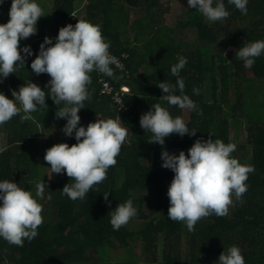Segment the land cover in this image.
<instances>
[{
	"label": "trees",
	"instance_id": "trees-1",
	"mask_svg": "<svg viewBox=\"0 0 264 264\" xmlns=\"http://www.w3.org/2000/svg\"><path fill=\"white\" fill-rule=\"evenodd\" d=\"M50 1L53 11L44 12L45 16L38 20L37 33L20 41L21 47L31 46L33 55L26 57L25 66H19L0 82V91L14 99L11 91H18L31 80L47 92L49 75H36L30 67L40 44L46 36L54 39L61 27L87 20L101 26L103 36L110 41L109 51L122 68L112 65L113 77L97 71L90 74L91 99L78 113L80 123L87 126L99 118L115 119L119 115L122 126L130 133L116 157V165L108 169L107 178L94 185L82 200L73 201L62 194L72 178L49 171L53 177L45 180L49 189L45 197L50 194L52 198L39 200L44 220L38 227V236L31 242L25 240L22 247L0 239V264H217L223 249L232 245L241 248L246 264H264V55L256 59L252 69L244 68L235 56L245 41L264 39V0H249L247 15L225 0L230 13L226 32L219 21L209 23L187 5L188 9L181 12L184 16L178 15L175 25L169 26L164 23L169 5L160 0ZM80 1L83 5L78 8L76 2ZM10 5L11 0L0 5V23L10 19ZM131 9L142 15L131 20ZM240 18H245L250 27H241ZM188 29H195L192 42L187 40ZM223 33L226 46L231 47L225 56L222 51L213 53V45ZM181 56L187 58L180 73L185 94L202 114L159 99L164 93L157 82L175 83L170 68ZM194 87L200 89L199 95L193 94ZM253 89L259 97L256 102L249 94ZM156 103L168 108L174 117L182 116L190 129L197 130L195 136L173 133L166 137L164 148L170 154L178 155L183 150L187 155L196 139L211 136L225 144L235 143L232 155L241 164L254 166L246 181L248 190L243 194V203L233 198L226 216L201 218L193 232L183 222L168 218L167 191L174 173L161 166L162 146L149 144L152 134L144 132L139 123L141 115ZM46 104L28 114L27 120L21 119L25 115L21 108L3 125L6 143L4 149L0 148V180L21 183L33 194L36 185L28 181L35 168L29 163L38 162L40 130L66 124L65 119L55 116L63 104L57 106L50 98H46ZM241 118L246 121V135L233 141L231 138L238 134L232 128ZM67 143L75 144L74 136L67 137ZM37 174L36 183L40 182L39 171ZM105 191H109L110 205L103 198ZM129 198L138 208V215L128 223L139 220L140 227L130 230L125 225L114 231L108 213ZM136 242L142 246V261L127 262L126 250Z\"/></svg>",
	"mask_w": 264,
	"mask_h": 264
},
{
	"label": "clouds",
	"instance_id": "clouds-1",
	"mask_svg": "<svg viewBox=\"0 0 264 264\" xmlns=\"http://www.w3.org/2000/svg\"><path fill=\"white\" fill-rule=\"evenodd\" d=\"M5 0H0V5ZM242 14L247 15L249 0H226ZM190 8L196 9L209 23L226 19L230 13L225 0H187ZM188 9V8H187ZM10 19L0 23V82L14 74L19 66H25L27 56L33 55L30 45L20 46V41L37 33L38 20L44 17V10L38 0H11L8 12ZM110 41L103 36L99 24L79 19L59 29L53 39L45 37L39 46L31 69L36 75L48 74L46 92L37 83L28 82L12 90L14 99H9L0 91V125H4L17 116L21 107L22 120L30 119V113L47 107L46 98L53 100L58 107L56 119H65L62 128L64 135L73 137L75 144L67 142L55 144L46 150L44 160L50 164L52 174L66 175L72 183L66 184L62 194L71 200H82L107 178L108 169L117 163L116 157L130 133L122 126L121 117L98 119L81 125L78 115L85 108V101L91 99L89 85L91 73L97 71L108 77L114 76L112 65L122 68L118 59L109 51ZM23 53V55H22ZM264 55V39L245 41L235 51V56L243 62L246 69H252L256 59ZM225 56V54H224ZM187 64L186 57H179L178 63L170 68L175 83L157 82L162 90L159 99L180 109L195 110L202 114L198 105L185 94V81L180 76ZM127 90L126 87H122ZM193 94L199 95L200 89L193 88ZM179 93V95L177 94ZM143 131L152 134L149 144L162 146V167L170 169L174 177L168 187V218L173 222H183L189 232L195 231V225L204 217L228 214L233 198L243 203V194L248 190V175L254 172V166L241 164L232 155L237 145L225 144L221 139L198 138L194 144L179 154H170L165 138L170 134L195 136L197 130L190 129L182 116H173L168 108L156 103L140 117ZM52 176V175H51ZM48 184L42 180L36 184V191L25 189L21 183L13 180H0V239L9 245L22 247L25 240L31 242L38 236V227L43 223V205L39 200H51L45 197ZM49 190V189H48ZM109 191L103 193L108 201ZM114 231L138 215V208L129 198L118 203L108 213ZM217 264H246L242 250L238 245L230 246L219 255Z\"/></svg>",
	"mask_w": 264,
	"mask_h": 264
},
{
	"label": "rangeland",
	"instance_id": "rangeland-1",
	"mask_svg": "<svg viewBox=\"0 0 264 264\" xmlns=\"http://www.w3.org/2000/svg\"><path fill=\"white\" fill-rule=\"evenodd\" d=\"M161 3H164L165 5H169V8L166 9L165 11L168 14L165 15V21L164 23L172 26L174 23H176L177 20V16L178 15H182L184 16V13H181L182 11H185L186 5L187 4V0H168L169 2H166L167 0H160ZM38 2L41 4L44 12H52L53 8H52V3L50 0H38ZM185 2V3H184ZM83 2H76L77 7H81L83 4ZM184 3V4H183ZM189 7V6H188ZM190 8V7H189ZM165 9V8H164ZM81 12L77 13L78 15ZM83 15V14H82ZM130 18L131 20L139 17L140 15H142L140 12H138V10L136 9H131L130 10ZM219 24L221 25V27H223V31L226 32V19L219 21ZM239 24L241 27H250L249 22L244 18V19H239ZM175 25V24H174ZM173 25V26H174ZM132 36V33H129ZM188 36H187V40L189 42H192L195 38H196V33H195V29H188L187 32ZM231 50V47L229 45L226 46V35L225 33H223L218 41L213 45V53H217L219 51H222L223 54L228 55V52ZM254 89L252 90V92H249L250 96L252 97V99L256 102L258 100V96L255 95V92H253ZM22 108V107H21ZM245 120L244 119H240L238 121V124L236 127L232 128V131L235 130V132H237L238 136L236 138H231V140L233 141H238V137L243 136L245 137L246 135V127H245ZM64 126H62L61 128H55L53 130H48V131H43L40 130V133L38 135V153L40 154V156L38 157V162L33 163L30 162L29 165L35 168V171L30 175V179L28 181L29 185H36V181L38 180V174L37 171H39V180H47L52 178L53 176H51L52 174L51 169L48 168L50 167V164L48 162H46L44 160V156L46 153V150L48 148H50L51 146L58 144V143H62V142H67V137L66 135H64L62 128ZM5 143H6V131L4 130L3 125H0V148L4 149L5 148ZM50 171V172H49ZM232 207H229V210ZM128 228L130 230H136L140 227V221L139 220H134L131 221L130 223L127 224ZM180 251H183V247L179 249ZM159 250H156V252ZM159 254V253H158ZM143 258V250H142V246L140 244V242H136V243H132L126 250L125 253V260L127 262H136V261H142ZM160 261V260H159Z\"/></svg>",
	"mask_w": 264,
	"mask_h": 264
},
{
	"label": "built area",
	"instance_id": "built-area-1",
	"mask_svg": "<svg viewBox=\"0 0 264 264\" xmlns=\"http://www.w3.org/2000/svg\"><path fill=\"white\" fill-rule=\"evenodd\" d=\"M119 61V60H118ZM119 64L121 65V62L119 61ZM116 66V65H115ZM117 67V66H116ZM120 68V67H119Z\"/></svg>",
	"mask_w": 264,
	"mask_h": 264
}]
</instances>
